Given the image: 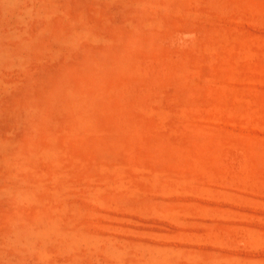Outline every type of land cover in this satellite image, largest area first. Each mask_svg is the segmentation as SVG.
Returning <instances> with one entry per match:
<instances>
[{"label": "rangeland", "instance_id": "obj_1", "mask_svg": "<svg viewBox=\"0 0 264 264\" xmlns=\"http://www.w3.org/2000/svg\"><path fill=\"white\" fill-rule=\"evenodd\" d=\"M0 264H264V0H1Z\"/></svg>", "mask_w": 264, "mask_h": 264}, {"label": "bare ground", "instance_id": "obj_2", "mask_svg": "<svg viewBox=\"0 0 264 264\" xmlns=\"http://www.w3.org/2000/svg\"><path fill=\"white\" fill-rule=\"evenodd\" d=\"M0 2H1V0H0ZM3 2V1H2ZM6 3H8V2H6ZM3 5V4H2ZM4 6V5H3ZM19 13H21V12H19ZM23 13V12H22ZM165 244V243H164ZM175 244V243H174Z\"/></svg>", "mask_w": 264, "mask_h": 264}]
</instances>
